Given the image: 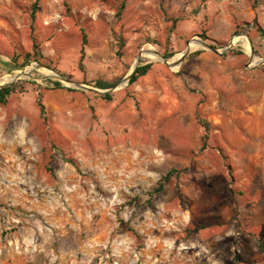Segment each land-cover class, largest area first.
<instances>
[{
  "label": "rangeland",
  "instance_id": "374dc122",
  "mask_svg": "<svg viewBox=\"0 0 264 264\" xmlns=\"http://www.w3.org/2000/svg\"><path fill=\"white\" fill-rule=\"evenodd\" d=\"M250 1L252 8H264V0ZM229 5V0H0V80L9 77L0 87L23 81L25 90L0 104V264H230L235 252L242 264H264V220L253 215L264 213V186L263 194L255 193L257 180L234 189L229 177L224 186L189 185L192 169L161 152L179 145L180 124L201 141L199 118L209 124L207 147L218 149L228 173L226 153L211 144L221 139L210 137L264 130V50L253 51L245 34H230ZM202 35L221 45L207 48ZM116 36L124 38L121 55ZM33 37L43 61L70 79L42 63L17 67L32 54ZM242 47L245 54L232 53ZM197 50L207 57L188 60ZM169 52L174 55L164 60ZM145 62L152 70L129 85L134 68ZM236 68L243 71L241 80L234 78ZM182 74L188 77L180 88L173 80ZM117 78L111 100H104L105 91L92 82ZM182 89L194 90L199 100L194 117L200 134L184 116L178 122ZM206 94L220 103L203 112ZM171 108L180 110L169 114ZM170 168L180 172L149 202ZM240 193L253 204L228 223L239 222L243 237L201 228L203 202L216 211ZM247 234L252 243L240 246Z\"/></svg>",
  "mask_w": 264,
  "mask_h": 264
},
{
  "label": "crops",
  "instance_id": "0c3cea01",
  "mask_svg": "<svg viewBox=\"0 0 264 264\" xmlns=\"http://www.w3.org/2000/svg\"><path fill=\"white\" fill-rule=\"evenodd\" d=\"M229 3L232 13L231 14L232 23L228 24L227 30H229L230 34L233 35L245 34L249 38V42L251 44V48L253 51L256 52L257 49L264 50V8L256 7V6L252 8L250 0H229ZM246 24H252L253 26L251 27V29H246L245 28L247 26ZM257 28H260L261 31H258ZM238 31H241V33ZM250 36L252 37L250 38ZM205 37L207 39L205 38L204 39L211 46L221 45V43L215 40V38H211L209 36H205ZM237 51L242 53L240 55L245 54L244 47L237 49ZM189 54L187 58L188 60L201 59L207 57L208 55L207 52L205 53L203 50H201V53L195 57H190ZM145 63H141V64H145ZM233 70H234L233 71L234 78L236 77L235 79L241 80L242 78H244L242 70L238 68ZM186 75L182 74L180 75L181 77L180 76L175 77L173 80L174 83L181 88L182 87L181 82H183V79L186 78L185 77ZM225 80L228 79L226 78ZM192 92H194V90H190L189 92L188 90L182 89L181 98L177 99L179 104L183 105L179 115L180 118L178 119V122H181L184 116L188 121L187 123L192 125V129L195 131L194 134H198V133L200 134L201 132L200 126L194 117L196 106L199 100ZM233 94L234 92L232 93V96ZM206 96H207V100L205 101L203 112H208L206 111L207 109L214 110L216 105L219 106L220 103L219 100H217L216 98L214 99L213 97H209L207 94ZM239 97L245 104V95L240 93ZM166 101H168L169 103V100ZM170 102L172 103L173 100L170 99ZM174 104L176 105L175 102ZM179 110L180 109L176 110L175 108H171L169 110V114L170 113L176 114L178 113ZM164 113L167 114L166 111H164ZM241 113L244 115L245 111H242ZM179 128L181 131V136L179 137L181 141L179 140V145L177 147L168 146L162 148L161 152L164 155H168L172 157L173 161H176L177 163L180 164H184L185 167H188L185 169L188 170L192 169L191 173H194L195 179L190 180L189 185L200 187L215 183L224 186L226 185V182L229 181L228 179L229 177L232 182V188L234 189L236 188L241 189L243 185H245L248 188L250 187L253 181L257 180L258 182L256 183L257 185H256L255 193L257 194L258 192L262 191V189H260V184L264 186V130L258 132V134H250V133L244 134L243 132H239L235 134L234 132L232 133L228 132L227 134H214L213 136L210 137L213 140L214 136L217 135L218 138L221 139V141H219L218 143L214 141L211 144L218 145V148L223 149V152L226 153V156L230 163V167H229L230 169L227 173L222 170L223 163L222 160L220 159L218 149H213L212 147H206L204 150L201 151L200 136L196 138L195 136H191L190 138V129L186 126V123H184V125L180 124ZM170 138H173V136L171 135ZM176 155L179 157H176ZM190 165L191 168L189 167ZM178 187L179 189H181L180 183ZM195 193L197 194L196 198L198 200L199 198L198 190H196ZM242 194L240 193L238 196L235 197V199L227 200V205L223 203L221 206L217 207L216 211H214L215 209L210 208L211 205L210 201L203 202L202 208L203 210L205 209V212L202 214V220L204 222L201 223V228L208 227L210 229H214V230L216 229L215 230L216 234H222V233L234 234L236 231L237 233L240 232L242 234V229L239 227L238 224L239 222L231 221L228 223V221L231 218H234L233 216L237 212H239L238 219L240 220L241 213L244 211L243 209L246 208V211H249L251 205L253 204V202L252 203L248 202L249 198L243 200ZM225 199L226 198H224L223 201H226ZM253 215L254 216L256 215L260 219L264 220V213L263 215H259L258 213H254ZM234 223L238 224L237 228L234 226ZM262 224L264 226V222ZM251 235L252 234H247L246 240H243L241 238L240 246L243 244L246 245L252 243L250 237ZM232 260H233V256H232Z\"/></svg>",
  "mask_w": 264,
  "mask_h": 264
},
{
  "label": "trees",
  "instance_id": "16d2710c",
  "mask_svg": "<svg viewBox=\"0 0 264 264\" xmlns=\"http://www.w3.org/2000/svg\"><path fill=\"white\" fill-rule=\"evenodd\" d=\"M124 9V3H121L118 11L116 13V16L119 17L122 13ZM258 31H261L260 28H257ZM81 31V35H82V42L83 45L86 44L87 42V35L85 32V28L81 27L80 28ZM202 37H204L205 39H207L205 37V35H202ZM33 39V44H32V54H26L23 57L22 63L17 64V67H19V69H24L25 67L29 66L32 62H36V63H42L43 65H45L48 68H52L54 69L50 63H47L45 61H43V57L41 56V53L39 52V46L36 44V38H32ZM117 39V45L119 49V51L117 52L118 55L122 54V49L124 47V38H122L121 36H116ZM219 45V44H217ZM215 48H219L215 45H213ZM201 53V50H197L193 53H190L189 56L190 57H195L198 56ZM232 53L236 54V55H240L242 54L239 51H233ZM174 54L172 53H163L162 56L166 59L169 60ZM15 62V60H14ZM153 64L151 62L145 63V64H139L137 65L133 72L130 74L129 76V80L128 83L129 85H132L133 83H135L139 78L145 76L151 69H152ZM55 70V69H54ZM61 77L70 79L71 76L61 73L57 70H55ZM54 87L56 88H63L62 84L58 81H49ZM94 87L101 89V90H107L104 93L101 94L102 98L104 100L110 101L111 100V93H110V89L114 88L116 85H118L119 83V78L111 80V81H107V80H103V79H97L94 82H92ZM69 91H72V89H68ZM24 84L23 81H17V82H12L6 85H3L0 87V104H5L8 99L10 98V96H12L15 93H22L24 92ZM36 104L39 108L40 111V115L41 117L44 119V115H45V106L42 102V96L41 94L38 95V98L36 100ZM198 121L200 123V125L203 127V134L201 135V148L200 150H204L207 147V140L209 138V124L203 120H200L198 118ZM63 159L66 162H69L71 165H73L75 168H78V164L77 162L70 157H65L63 155ZM50 171V170H49ZM180 172V170L176 169V168H171L169 171H167L166 173L162 174L160 179L157 181L156 186L153 188V190L149 193V198L148 201L150 202V200L154 197V195L162 192L165 188V186L167 185V183L170 181L171 178L173 177H177L178 173ZM177 190L179 191V187L176 184ZM231 264H242V260L241 257L235 252L233 254V260L231 262Z\"/></svg>",
  "mask_w": 264,
  "mask_h": 264
},
{
  "label": "bare ground",
  "instance_id": "6f19581e",
  "mask_svg": "<svg viewBox=\"0 0 264 264\" xmlns=\"http://www.w3.org/2000/svg\"><path fill=\"white\" fill-rule=\"evenodd\" d=\"M247 46H248V43L246 42ZM193 46H200L199 43H194ZM246 46V45H245ZM143 55L145 56H148L150 58H154L156 57V53L154 51H144L142 53ZM181 57V54L177 55L173 60H172V63H176L178 62L179 58ZM26 74V73H25ZM27 76V75H26ZM9 80V77L8 78H2L0 80V85L3 84L5 81H8Z\"/></svg>",
  "mask_w": 264,
  "mask_h": 264
},
{
  "label": "water",
  "instance_id": "95a60500",
  "mask_svg": "<svg viewBox=\"0 0 264 264\" xmlns=\"http://www.w3.org/2000/svg\"><path fill=\"white\" fill-rule=\"evenodd\" d=\"M204 43V42H203ZM204 45L207 47V48H209V49H212V50H216L213 46H211L210 44H208V43H204ZM185 56H186V53H184V54H182V56H181V60H183L184 58H185ZM164 60H165V58H163ZM180 60V61H181ZM128 80H129V78H128Z\"/></svg>",
  "mask_w": 264,
  "mask_h": 264
}]
</instances>
